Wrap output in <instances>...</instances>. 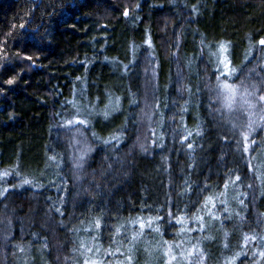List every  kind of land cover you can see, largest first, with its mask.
Here are the masks:
<instances>
[{
  "label": "trees",
  "instance_id": "trees-1",
  "mask_svg": "<svg viewBox=\"0 0 264 264\" xmlns=\"http://www.w3.org/2000/svg\"><path fill=\"white\" fill-rule=\"evenodd\" d=\"M261 40L264 0H0V264H264V116L220 95Z\"/></svg>",
  "mask_w": 264,
  "mask_h": 264
},
{
  "label": "rangeland",
  "instance_id": "rangeland-1",
  "mask_svg": "<svg viewBox=\"0 0 264 264\" xmlns=\"http://www.w3.org/2000/svg\"><path fill=\"white\" fill-rule=\"evenodd\" d=\"M222 88L220 89V95L223 97L224 102L226 104V98H231L232 93L224 88V85L221 86ZM233 87L235 89H237L236 91V96H235V100L232 101V107L231 109L228 108V110H230V117L233 118L234 120L238 121V122H244V123H251L252 127L255 126L256 129H259L261 127V123H260V118L262 116H264V102H261L259 100L254 101L253 96L254 95H243L245 93V91L243 89H238L237 87H235L233 85ZM247 93H252V92H248ZM245 101H248L247 103ZM254 105V107L252 106ZM145 121H146V115L144 117ZM248 129H250L248 127ZM143 137V136H142ZM142 137L140 138V141H138L137 145H141L142 141ZM72 147H73V161L75 163V166L78 167V165H82L84 162V156L86 157L88 155V150L86 148V145L84 144V142H80V136L76 135L73 139H72ZM145 145V143H143ZM148 146V145H147ZM262 156H264V153L261 154V158H263ZM190 252V251H189ZM162 253V250H160V254ZM169 259H168V264L170 262H172V264H183L180 263V256L182 254V250L181 248H171V252H167ZM149 258H150V263L154 264V262L152 261L151 256L157 255V250L153 251L151 253V251L147 252ZM183 254H186L183 250ZM146 255V254H145ZM175 256L176 259H171L172 256ZM34 264H40L39 261H37ZM91 264V263H90Z\"/></svg>",
  "mask_w": 264,
  "mask_h": 264
},
{
  "label": "snow or ice",
  "instance_id": "snow-or-ice-1",
  "mask_svg": "<svg viewBox=\"0 0 264 264\" xmlns=\"http://www.w3.org/2000/svg\"><path fill=\"white\" fill-rule=\"evenodd\" d=\"M127 14H128V13L125 12V15H127ZM260 44H261V45H264V40H261V41H260ZM220 51H221L222 53H223V52H226V51H227V46H226L225 44L221 43V44H220ZM221 63H224V65H225V69L228 68V66H229V62L227 61V58H226V57L224 58V60L221 61ZM224 88L228 89V90L232 93L230 99H229V98H226V104H225V106H226L227 108L231 109V107H232V101L235 100V96H236V91H237V89H235L233 86L228 85V84H225V85H224ZM253 94H254V93H247V90H245V93H244L243 95H253ZM258 99H259V101L264 102V95L259 96ZM245 102L247 103L248 101H245ZM252 106L254 107V105H252ZM262 119H264V117H262ZM79 122H80V123H84L83 121H79ZM248 127L251 129L252 124L249 123ZM244 139H245V141H247V139H248L247 135H245ZM189 147H191V145H189ZM244 150L247 151V146L245 147ZM236 179L238 180L239 177H237ZM25 183H30V181H27V180H26ZM225 187H227V185H225ZM208 202H209V203L212 202V198H211V197L208 198ZM213 206H214V205H213ZM200 219L202 220V217H201ZM149 223H150V222H149ZM97 226H99V225L97 224ZM140 227L143 228L144 225L141 224ZM202 230H203V229H201V231H202ZM247 239H248V237H245V240H247ZM252 239H255V237H252ZM225 247H227V245H225ZM89 251H90V250H89ZM169 252H171V247H169ZM195 252H196V249H195V247H193V249L189 252V255H192V254H194ZM167 254H168V253H166V255H167ZM202 255H203V253H202V250H201V256H202ZM239 255H240V254L237 253L236 258H238ZM260 255H261V256H264V252H262ZM236 258H233V260L230 261L229 264H235V259H236ZM127 259L129 260V262H131V257H130V256L127 257ZM171 259L174 260V259H176V257L173 255V256L171 257ZM85 264H89V262H88V261H85ZM91 264H99V262H98V261H92Z\"/></svg>",
  "mask_w": 264,
  "mask_h": 264
}]
</instances>
